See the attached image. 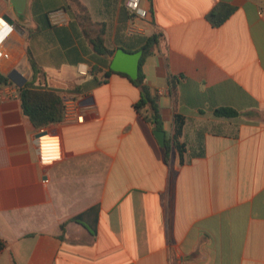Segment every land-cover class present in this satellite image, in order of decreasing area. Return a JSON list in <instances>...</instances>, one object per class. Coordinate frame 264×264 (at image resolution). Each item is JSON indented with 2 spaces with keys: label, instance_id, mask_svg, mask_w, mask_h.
<instances>
[{
  "label": "crops",
  "instance_id": "obj_1",
  "mask_svg": "<svg viewBox=\"0 0 264 264\" xmlns=\"http://www.w3.org/2000/svg\"><path fill=\"white\" fill-rule=\"evenodd\" d=\"M78 1L114 52L162 34L142 70L170 143L182 119V153L163 162L139 90L109 72L113 55L94 52L66 0H26L23 14L0 0L23 31L1 44L0 264H264V0H138L144 17L130 0ZM218 4L234 10L214 27ZM29 82L64 99L63 120L43 128L56 153L38 151L22 114ZM93 206L94 235L71 221Z\"/></svg>",
  "mask_w": 264,
  "mask_h": 264
},
{
  "label": "trees",
  "instance_id": "obj_2",
  "mask_svg": "<svg viewBox=\"0 0 264 264\" xmlns=\"http://www.w3.org/2000/svg\"><path fill=\"white\" fill-rule=\"evenodd\" d=\"M68 6L75 11V18L82 27L85 37L88 39L94 52L103 57L109 58L113 55L114 51L109 50L104 45L105 26L103 23H98L97 28L91 30L89 34V27L95 25L87 10L78 0H66ZM234 8L225 4H218L207 16L208 21L214 27L219 26L232 12ZM161 33H153L149 37L145 38L139 50L142 52L139 60L138 75L136 79H130L126 74L118 73L126 77L137 89L139 90V99L134 103V110L147 122L154 130H162V121L160 118L158 96L154 89L148 86L145 82V75L142 70V66L148 57H151L162 40ZM31 64L33 75L40 73L41 71L33 62L30 55L28 56ZM109 72L113 73L111 70ZM9 80L0 74V86L8 85ZM169 91L174 100L177 96L176 85L174 81L170 80ZM18 97L22 114L30 120L32 125L37 129H43L47 126L56 125L60 123L65 115L64 99L58 93L46 89L35 87L33 83H26L18 89ZM217 116L221 117H235L239 113L229 108H218L214 111ZM174 133L172 137V143L170 140L165 139V145L161 149L163 154V162L168 163L171 148H175L179 154L182 153V146L176 143V138L180 135L182 128V119L178 116H174ZM98 217V207L93 206L82 213L74 216L71 221L84 226L92 235L96 233ZM63 230V226H61ZM62 238V237H61ZM4 247L3 241L0 240V250Z\"/></svg>",
  "mask_w": 264,
  "mask_h": 264
},
{
  "label": "water",
  "instance_id": "obj_3",
  "mask_svg": "<svg viewBox=\"0 0 264 264\" xmlns=\"http://www.w3.org/2000/svg\"><path fill=\"white\" fill-rule=\"evenodd\" d=\"M25 1L26 0H10L16 13L18 14H23L25 9ZM3 20H5L9 25H11L12 30L18 33L23 32L18 22L14 21L13 19H10L7 16H5ZM141 55L142 52L140 50L129 53L124 51L123 49H117L112 56L109 68L112 72L126 74L130 79L134 80L138 75L139 60L141 58ZM15 73V70L12 71V73L8 75V78L13 79V75ZM153 135L158 145L163 148L165 145L164 131L154 130Z\"/></svg>",
  "mask_w": 264,
  "mask_h": 264
},
{
  "label": "built area",
  "instance_id": "obj_4",
  "mask_svg": "<svg viewBox=\"0 0 264 264\" xmlns=\"http://www.w3.org/2000/svg\"><path fill=\"white\" fill-rule=\"evenodd\" d=\"M138 0H130L127 3V7L132 12H136L139 16L144 17L145 11H142L137 8ZM12 31L11 25H9L5 20L0 19V61L3 58V54L1 51V44L7 35ZM81 116L77 117L78 120H81ZM36 143L38 147V151L41 154H52L56 153L60 150V139L56 135H51L47 133L45 130L40 129L36 135Z\"/></svg>",
  "mask_w": 264,
  "mask_h": 264
}]
</instances>
